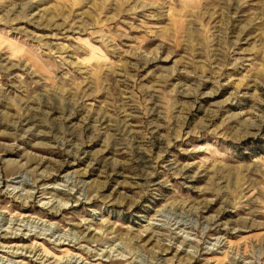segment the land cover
<instances>
[{"label":"rangeland","instance_id":"rangeland-1","mask_svg":"<svg viewBox=\"0 0 264 264\" xmlns=\"http://www.w3.org/2000/svg\"><path fill=\"white\" fill-rule=\"evenodd\" d=\"M0 264H264V0H0Z\"/></svg>","mask_w":264,"mask_h":264}]
</instances>
